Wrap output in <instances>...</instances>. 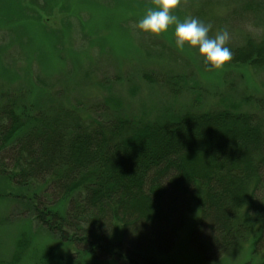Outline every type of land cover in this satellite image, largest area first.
<instances>
[{
    "label": "trees",
    "instance_id": "16d2710c",
    "mask_svg": "<svg viewBox=\"0 0 264 264\" xmlns=\"http://www.w3.org/2000/svg\"><path fill=\"white\" fill-rule=\"evenodd\" d=\"M231 50L226 64L264 69V40ZM250 102L164 121L109 112L105 101L91 113L1 104L0 201L10 208L0 225L25 222L69 247L67 257L47 251L41 264H162L188 223L202 264H216L251 234L257 258L264 100L241 106Z\"/></svg>",
    "mask_w": 264,
    "mask_h": 264
},
{
    "label": "rangeland",
    "instance_id": "374dc122",
    "mask_svg": "<svg viewBox=\"0 0 264 264\" xmlns=\"http://www.w3.org/2000/svg\"><path fill=\"white\" fill-rule=\"evenodd\" d=\"M154 6V0H0V105L32 111L81 105L91 113L105 101L109 112L164 121L187 111L251 109V102L241 106L244 99L264 100V69L208 67L195 50L175 47L172 28L159 36L138 32L135 23ZM174 12L210 24V35L227 29L231 49L264 40V0H180ZM9 208L0 201V218ZM192 228L179 232L162 264H202L189 245ZM254 238L216 264H264V251L251 257ZM49 250L65 257L70 251L28 223L0 225V264H41Z\"/></svg>",
    "mask_w": 264,
    "mask_h": 264
},
{
    "label": "clouds",
    "instance_id": "9594fccd",
    "mask_svg": "<svg viewBox=\"0 0 264 264\" xmlns=\"http://www.w3.org/2000/svg\"><path fill=\"white\" fill-rule=\"evenodd\" d=\"M180 0H154L138 19L134 28L143 34L159 36L172 28L171 36L177 49L195 50V54L205 66L219 68L231 61L232 50L227 46L230 33L227 29H218L210 35L211 25L196 17L180 19L174 12Z\"/></svg>",
    "mask_w": 264,
    "mask_h": 264
}]
</instances>
